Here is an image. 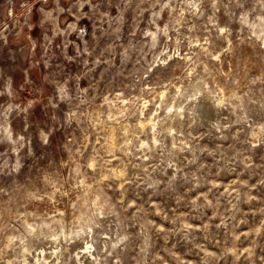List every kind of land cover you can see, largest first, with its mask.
Listing matches in <instances>:
<instances>
[{"label":"rangeland","instance_id":"obj_1","mask_svg":"<svg viewBox=\"0 0 264 264\" xmlns=\"http://www.w3.org/2000/svg\"><path fill=\"white\" fill-rule=\"evenodd\" d=\"M0 264H264V0H0Z\"/></svg>","mask_w":264,"mask_h":264},{"label":"bare ground","instance_id":"obj_2","mask_svg":"<svg viewBox=\"0 0 264 264\" xmlns=\"http://www.w3.org/2000/svg\"><path fill=\"white\" fill-rule=\"evenodd\" d=\"M158 94L160 95V97H161V101H160V103L161 104H164L163 103V97L164 96H166L167 94H168V92L166 91V90H162V91H160V92H158ZM178 94H180V89L179 88H177V93H174L173 94V96H172V101L170 102V103H167L164 107L166 108V110H167V114L169 115L168 117V122H166V125H165V127L166 128H174V126H175V123H176V121H177V116H179V115H181V112H182V109H184V104L183 103H178V101H177V99H178ZM167 96H169V95H167ZM185 97V96H184ZM171 100V99H170ZM179 100V99H178ZM184 101H186V98H185V100ZM165 102V101H164ZM207 106V105H206ZM167 121V120H166ZM178 122V121H177ZM139 123H140V125L141 126H144L146 123H148V124H150L151 126L152 125H156L157 124V122H155L154 121V119H153V117H151L149 120H148V122H145V124L143 123V122H141V121H139ZM177 124V123H176ZM139 125V126H140ZM124 129L125 128H127V127H123ZM129 129V128H128ZM124 131H126V129L124 130ZM111 134L109 135V136H111L112 138H113V133L112 132H110ZM111 137H109V138H111ZM111 138V139H112ZM111 141V140H110ZM113 142V141H112Z\"/></svg>","mask_w":264,"mask_h":264}]
</instances>
